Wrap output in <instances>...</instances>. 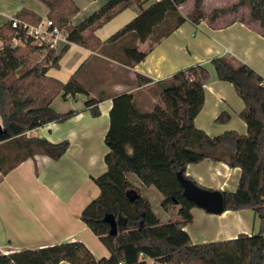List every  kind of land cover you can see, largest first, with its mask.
I'll return each mask as SVG.
<instances>
[{"label":"trees","instance_id":"1","mask_svg":"<svg viewBox=\"0 0 264 264\" xmlns=\"http://www.w3.org/2000/svg\"><path fill=\"white\" fill-rule=\"evenodd\" d=\"M38 1L47 9L46 18L67 32L68 42L91 49L101 44L93 30L134 3L141 12L106 41H115L127 34L140 41L155 35L157 41L186 19L193 23L207 20L212 25L219 17L240 9L246 10L239 18L241 22L256 23L264 32V0H236L209 12L202 8L203 0H192L185 15L178 8L187 0H155L146 8L142 7L146 0H108L75 25L69 21L78 11L73 0ZM23 13L18 16L23 17ZM31 21L36 24L41 20L35 17ZM85 30H88L86 34ZM11 38H4L0 46V122L4 130L0 135V172L3 175L36 155L60 158L68 141L53 143L43 137L28 136L26 132L49 122H62L73 115V110L58 112L51 106L60 92L63 98L87 95V90L73 77L61 82L45 75V65L49 61L56 64L59 58L53 49L33 66L25 67L30 56L40 48L29 40L12 46ZM145 56L146 52L138 50L136 45L122 47L121 58L126 64L140 62ZM211 64L216 78L231 83L243 100L244 108L239 115L246 124V134L227 130L211 137L194 126V118L204 101L203 86L209 77L206 66L201 64L157 81L160 104L151 110L139 108L131 93L114 96L104 137L106 171L93 178L99 194L80 214V219L98 237L109 256L96 259L83 243L73 241L0 254V264H58L61 261L147 264V257L152 260L151 264H263L264 79L248 65L234 64L224 56L213 58ZM84 104L92 106L93 116L99 115L97 99L89 98ZM228 120L226 112L215 119L219 123ZM206 158L240 169L236 189L221 191L223 211L251 209L259 220L256 233H240L223 241L191 242L183 228L192 218L190 210L194 204L183 196L176 174L179 172L193 180L186 175V166ZM126 172L135 174L143 184L156 187L163 197L160 202L163 210L177 206L178 220L161 223L149 201L125 178ZM107 214L116 219L115 235L109 233V223L104 220Z\"/></svg>","mask_w":264,"mask_h":264},{"label":"crops","instance_id":"2","mask_svg":"<svg viewBox=\"0 0 264 264\" xmlns=\"http://www.w3.org/2000/svg\"><path fill=\"white\" fill-rule=\"evenodd\" d=\"M73 1L78 11L70 17L71 25L79 23L104 4ZM153 1L142 2V7L146 8ZM181 6L179 12L185 15L192 3L185 12L180 10ZM205 6L203 0L202 8L209 12ZM88 7L92 9L90 13L87 12ZM128 10H131V15L124 20V13ZM20 12L24 14L23 17L18 16ZM140 12L141 8L134 3L96 27L93 35L101 43L98 48L61 42L53 49L54 55L59 58L56 64L49 61L45 65V75L61 82L73 77L87 90V95L83 94L84 98L80 99L79 94L63 98L60 92L51 106L58 112L73 110V115L62 122H49L26 132L28 136L43 137L53 143L68 141V147L60 158L54 160L46 155H36L4 175L0 172V254L79 241L96 259L109 256L98 237L80 219V214L99 194L93 178L106 171L104 137L109 127V110L114 96L131 93L139 108L151 110L160 100L157 81L193 65L207 66L213 58L222 56L234 64L240 62L248 65L264 79V32L258 24L246 25L239 18L226 14L212 25L207 20L193 23L186 19L157 41L155 35L140 41L131 34L115 41H106ZM46 14V7L38 0H0V46L4 38L12 37V15L33 23L31 20L35 17L42 20ZM87 32L85 30L84 33ZM125 44L136 45L138 50L145 51V58L126 64L121 58ZM48 50L39 49L34 55L42 58ZM207 70L209 77L203 86L204 101L194 118V126L211 137L227 130L246 134V124L239 115L244 108L243 100L231 83L218 80L215 74ZM58 96L70 104L56 108L54 102ZM89 98L97 99L98 116L92 115V106L84 104ZM221 112L229 114V120L225 123L215 121ZM127 173L131 172L125 175ZM185 173L198 185L223 192H233L240 177L238 167L208 158L188 164ZM151 188L147 186L140 194L153 207ZM162 199L161 193L160 197L154 198L160 209L158 213L153 211L161 223L171 222L177 213V206L165 211L160 205ZM190 212L192 218L183 229L193 244L229 240L240 233L251 235L259 228L258 218L248 208L212 214L194 206ZM58 264L69 263L61 261Z\"/></svg>","mask_w":264,"mask_h":264},{"label":"built area","instance_id":"3","mask_svg":"<svg viewBox=\"0 0 264 264\" xmlns=\"http://www.w3.org/2000/svg\"><path fill=\"white\" fill-rule=\"evenodd\" d=\"M10 26L13 29L11 45L17 46L25 44L28 40L30 44L38 46L40 49H55L59 43H68L67 32L54 26L51 20L45 18V21L30 23L17 19L14 15L10 17ZM152 262V260H151ZM118 264H123L119 262Z\"/></svg>","mask_w":264,"mask_h":264},{"label":"rangeland","instance_id":"4","mask_svg":"<svg viewBox=\"0 0 264 264\" xmlns=\"http://www.w3.org/2000/svg\"><path fill=\"white\" fill-rule=\"evenodd\" d=\"M79 3H105V1L106 0H77ZM236 0H204V3H206V6H205V8H206V10H211L212 8H214V7H217V6H221V5H225V4H228V3H232V2H235ZM74 2V1H73ZM75 3V2H74ZM185 3H187L186 5H182L181 7H180V10L182 11V12H185L189 7H190V5H191V3H192V0H187ZM92 10V9H91ZM91 10H90V8L88 7V13H90L91 12ZM246 14V10L245 9H240L237 13H236V15L235 14H230L231 15V17L232 18H240V17H242V16H244ZM131 15V10H128L127 12H125L124 13V16H123V18H124V20H125V18H126V16H130ZM230 17V18H231ZM123 18H121V19H123ZM229 18V19H230ZM129 20V19H128ZM42 22H44L45 21V17L43 18L42 17V20H41ZM69 21L70 22H72L71 21V19H69ZM40 58H41V56L40 55H31L30 56V59L28 60V62L25 64V67H28V66H31V65H34L35 63H37L39 60H40ZM206 68L207 69H209V71L212 73V74H215V72H214V68H213V66H212V64H207V66H206ZM121 76V75H120ZM78 97H79V99L80 98H84V95L83 94H79L78 95ZM70 104V102H64L62 99H61V97L60 96H58L56 99H55V102H54V105H55V107L56 108H64L66 105H69ZM156 104H160V100L156 103ZM163 105V104H162ZM152 109V108H151ZM0 126L2 127V125H1V122H0ZM127 175V176H126ZM125 175V177H126V179L129 181V182H131V183H134L135 184V186L138 188V189H140V192H144L145 190H146V187H147V185H145V184H143L140 180H139V178L135 175V174H133V173H127ZM149 186H151L152 188V190H151V192L153 193L152 194V196H153V199H152V204H153V207H152V210H155L156 211V213H158V210L160 209V207L158 206V204H157V200H154V198L156 199V197H160V193H159V191L156 189V187L154 186V185H149ZM203 187V186H202ZM157 204V205H156ZM178 208V207H177ZM206 212V211H205ZM172 213H174V211H172ZM206 213H208V212H206ZM161 215V214H160ZM163 217V216H162ZM178 218H179V216L177 215V213L176 214H174V216H173V218H172V220L173 221H175V220H178ZM146 263L147 264H151V259L149 258V257H147L146 259Z\"/></svg>","mask_w":264,"mask_h":264},{"label":"water","instance_id":"5","mask_svg":"<svg viewBox=\"0 0 264 264\" xmlns=\"http://www.w3.org/2000/svg\"><path fill=\"white\" fill-rule=\"evenodd\" d=\"M4 132L0 126V135ZM182 188L183 196L192 202L194 206L204 209L208 213L220 214L223 212V195L220 190L208 189L198 185L193 180L186 178L181 173L176 174ZM104 220L109 223V233H117V222L112 214H107Z\"/></svg>","mask_w":264,"mask_h":264}]
</instances>
